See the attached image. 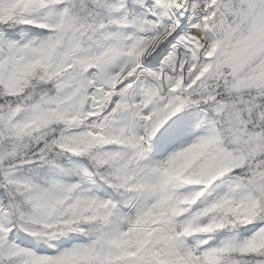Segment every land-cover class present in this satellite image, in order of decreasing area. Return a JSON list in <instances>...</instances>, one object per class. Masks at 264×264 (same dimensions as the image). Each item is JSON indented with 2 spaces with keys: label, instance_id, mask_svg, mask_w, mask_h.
Listing matches in <instances>:
<instances>
[{
  "label": "snow or ice",
  "instance_id": "obj_1",
  "mask_svg": "<svg viewBox=\"0 0 264 264\" xmlns=\"http://www.w3.org/2000/svg\"><path fill=\"white\" fill-rule=\"evenodd\" d=\"M0 264H264V0H0Z\"/></svg>",
  "mask_w": 264,
  "mask_h": 264
}]
</instances>
